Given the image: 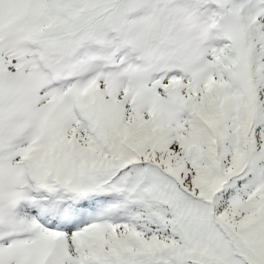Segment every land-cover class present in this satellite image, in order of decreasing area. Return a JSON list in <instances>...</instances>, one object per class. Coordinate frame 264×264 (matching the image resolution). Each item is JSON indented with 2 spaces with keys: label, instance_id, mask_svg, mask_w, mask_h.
<instances>
[{
  "label": "snow or ice",
  "instance_id": "1",
  "mask_svg": "<svg viewBox=\"0 0 264 264\" xmlns=\"http://www.w3.org/2000/svg\"><path fill=\"white\" fill-rule=\"evenodd\" d=\"M0 264H264V0H0Z\"/></svg>",
  "mask_w": 264,
  "mask_h": 264
}]
</instances>
